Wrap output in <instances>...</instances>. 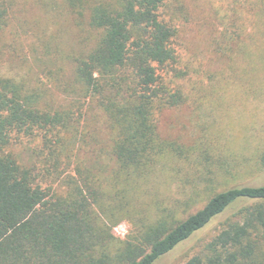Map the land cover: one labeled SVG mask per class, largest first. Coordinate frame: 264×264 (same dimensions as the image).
I'll use <instances>...</instances> for the list:
<instances>
[{"label": "trees", "instance_id": "1", "mask_svg": "<svg viewBox=\"0 0 264 264\" xmlns=\"http://www.w3.org/2000/svg\"><path fill=\"white\" fill-rule=\"evenodd\" d=\"M64 2L94 32L93 45L74 59V79L107 118L114 165L107 174L79 163L68 171L77 141L64 135L70 113L0 75V264H156L194 237L177 264H264V183L233 185L237 175H223V156L159 132L158 114L188 99L179 81L186 72L173 67L174 84L167 76L178 61V29L166 0ZM243 5L264 25V0ZM10 6L0 0V27ZM36 136L63 192L38 184L9 150ZM256 150L245 179L264 175V144ZM238 203L214 234L198 236ZM121 221L130 225L125 238L113 232Z\"/></svg>", "mask_w": 264, "mask_h": 264}, {"label": "rangeland", "instance_id": "2", "mask_svg": "<svg viewBox=\"0 0 264 264\" xmlns=\"http://www.w3.org/2000/svg\"><path fill=\"white\" fill-rule=\"evenodd\" d=\"M10 1L7 23L0 27V75L39 93L42 104L70 113L73 127L64 135H76L77 141L68 171L79 163L107 174L114 165L107 118L74 79V59L93 45L94 32L64 0ZM163 7L178 29V61L167 69V76L174 84L171 69L186 72L179 81L188 99L158 114L161 136L189 146L203 144L213 157L223 156L228 170L223 175H237L233 185L264 183V175L245 179L243 170L264 144V34L259 31L264 25L251 20L243 0H166ZM9 150L33 168L42 187L64 191L62 183L47 174L48 150L40 136L21 137ZM239 205L215 217L198 236L214 234ZM129 228L121 221L113 232L125 238ZM195 239L156 264H177Z\"/></svg>", "mask_w": 264, "mask_h": 264}]
</instances>
